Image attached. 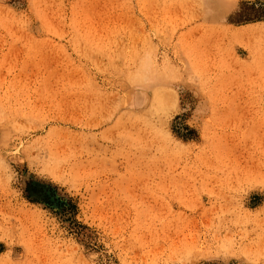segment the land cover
Segmentation results:
<instances>
[{
    "label": "rangeland",
    "instance_id": "374dc122",
    "mask_svg": "<svg viewBox=\"0 0 264 264\" xmlns=\"http://www.w3.org/2000/svg\"><path fill=\"white\" fill-rule=\"evenodd\" d=\"M263 164L264 0H0V264H264Z\"/></svg>",
    "mask_w": 264,
    "mask_h": 264
},
{
    "label": "bare ground",
    "instance_id": "6f19581e",
    "mask_svg": "<svg viewBox=\"0 0 264 264\" xmlns=\"http://www.w3.org/2000/svg\"><path fill=\"white\" fill-rule=\"evenodd\" d=\"M247 33V32H246ZM242 34V33H241ZM231 37H233V35L231 36ZM218 45V44H217ZM206 47V46H205ZM217 51V50H216ZM215 51V52H216ZM218 53V52H217ZM205 54H207V53H205L204 52V54H201V56L203 57V59L205 58ZM255 54V53H254ZM249 55H251V54H249ZM259 57H261V56H259ZM263 60V59H262ZM219 61L220 62H222V64L223 65H226V63H225V61H223L221 58L219 59ZM218 61V62H219ZM252 63H253V60H252ZM257 66V65H256ZM235 68V67H234ZM236 69V68H235ZM214 73V72H213ZM225 73V72H224ZM218 74V73H217ZM211 81V80H210ZM214 82V81H213ZM213 82H212V84H213ZM209 84H211V83H209ZM243 87V86H242ZM232 90V89H231ZM246 90V89H245ZM218 92V91H217ZM242 92V91H241ZM159 93V92H158ZM158 93H156V94H154V96H153V100L155 101V106L157 107V108H160V110L161 111H165V107H164V105H165V103H163V100H162V98L164 97L165 98V96H163V97H161V95L160 94H158ZM223 93V92H222ZM228 93V92H227ZM242 94V93H241ZM229 96V95H228ZM237 97H239V96H237ZM220 95L218 94V93H216L215 94V96H214V99L216 100V101H220ZM237 99V98H236ZM158 102V103H157ZM165 102V101H164ZM164 104V105H163ZM210 113H212V112H210ZM241 114V113H240ZM212 117V116H211ZM235 118V117H234ZM233 118V119H234ZM232 121V120H231ZM215 130V129H214ZM227 131V130H226ZM217 132V131H216ZM227 142V141H226ZM234 143H235V141H233ZM225 145V144H224ZM118 146V145H117ZM218 148H220L219 146H218ZM238 150V149H237ZM236 150V151H237ZM136 151V150H135ZM209 152V151H208ZM233 152H234V149H233ZM137 153V152H136ZM235 154V153H234ZM239 154H240V152H239ZM251 154V153H250ZM245 155V154H244ZM244 157V156H243ZM254 158V157H253ZM253 158H252V156L251 155H248V156H246L245 158H244V162H243V164H244V167H242L245 171H246V173H248V174H252L254 171H256V168H257V166H253V164H251L253 161ZM211 159V158H210ZM237 161V160H236ZM141 163H142V161H141ZM240 163V162H239ZM262 163V162H261ZM264 165V164H263ZM142 166V165H141ZM145 166V165H144ZM245 173V174H246ZM40 186V185H39ZM41 187V186H40ZM58 196V195H57ZM38 201V200H37ZM60 201V200H59ZM58 201V202H59ZM63 204V203H62ZM52 210V209H51ZM232 238V237H231ZM234 239H235V237H234ZM230 242V241H229ZM233 242V241H232ZM226 243V242H225ZM228 243V242H227ZM236 243H237V241H236ZM233 244V243H232Z\"/></svg>",
    "mask_w": 264,
    "mask_h": 264
}]
</instances>
